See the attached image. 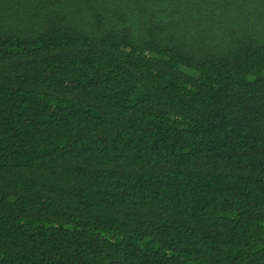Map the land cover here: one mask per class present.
I'll use <instances>...</instances> for the list:
<instances>
[{
  "label": "trees",
  "instance_id": "16d2710c",
  "mask_svg": "<svg viewBox=\"0 0 264 264\" xmlns=\"http://www.w3.org/2000/svg\"><path fill=\"white\" fill-rule=\"evenodd\" d=\"M0 264H264V0H0Z\"/></svg>",
  "mask_w": 264,
  "mask_h": 264
}]
</instances>
